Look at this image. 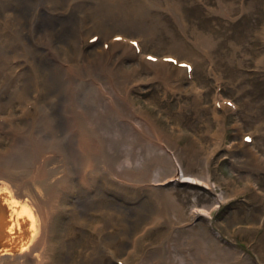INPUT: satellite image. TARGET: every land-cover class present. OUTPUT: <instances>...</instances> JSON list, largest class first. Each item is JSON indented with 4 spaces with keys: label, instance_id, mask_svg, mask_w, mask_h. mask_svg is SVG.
I'll return each instance as SVG.
<instances>
[{
    "label": "rangeland",
    "instance_id": "374dc122",
    "mask_svg": "<svg viewBox=\"0 0 264 264\" xmlns=\"http://www.w3.org/2000/svg\"><path fill=\"white\" fill-rule=\"evenodd\" d=\"M158 1L161 5L154 12L158 17L148 11L145 36L136 34L147 39L141 51L146 62L156 66L161 57L170 54L191 65L187 77H174V87L161 81L169 71L157 72L149 64L145 68L138 60L134 61L140 68L129 69L135 63L130 58L123 62L124 69L119 68L132 77L128 86L122 91L114 80L113 86L106 85L97 77L112 76L115 60L109 54V58L104 55L108 61L102 69L89 73L92 79L82 75L80 82L71 83L66 98L33 99L27 107L26 97L8 100L2 96L6 88L0 92V189L10 192L14 217L26 211L19 202L30 199V194L40 195L42 189L51 197L50 210L39 217L46 219L40 221L32 241V231L27 237V224L21 228L13 216L0 224V251L16 250L18 256L6 261L0 256V264H264V0H172L179 20L165 9L170 0ZM99 3L96 0L95 6ZM0 22V28L18 35L20 43L15 60L12 50L0 61V75L5 78L7 70L20 62L27 70L26 12H14L7 0H0ZM41 27L52 35L49 22ZM0 39L4 40L2 32ZM37 41L45 46L40 36ZM97 49L93 50L97 53ZM22 82L20 74L13 84ZM87 84H94L98 93L92 92L85 100L79 96L78 86ZM125 94L138 110L136 127L143 136L129 122H119L124 113L118 105L117 112L108 111L110 98ZM62 99V107L57 108ZM37 104L54 119L52 123L35 112ZM64 106H69L66 116L72 118L67 123L57 116ZM91 115L97 121L108 116V123L95 126L88 119ZM39 118L43 126L35 123ZM78 132L90 137L85 153ZM244 135L251 140L245 142ZM193 154L202 158L200 166L190 165ZM161 155L169 156L174 167L181 165L188 175L176 172L172 165V172L162 179L156 170L150 176L148 183L153 188L149 189L120 172L123 166L146 170L142 163L154 162ZM103 160L116 184L128 186L112 184L107 174L96 180L87 177L102 170ZM70 177L73 179L66 181ZM14 183H21L27 193ZM89 188L96 194H89ZM158 195L170 198L163 199L165 205L159 200L162 205L155 208L149 200ZM157 208L162 209L163 222L156 223ZM120 209L128 213L126 238L120 232L127 229L115 217L110 219ZM51 214L52 223L48 220ZM150 215L153 217L148 218ZM164 218L170 219L169 225ZM141 224L142 233L136 230ZM173 225L177 230L173 231ZM124 243V253L117 254Z\"/></svg>",
    "mask_w": 264,
    "mask_h": 264
},
{
    "label": "bare ground",
    "instance_id": "6f19581e",
    "mask_svg": "<svg viewBox=\"0 0 264 264\" xmlns=\"http://www.w3.org/2000/svg\"><path fill=\"white\" fill-rule=\"evenodd\" d=\"M7 1H8V8L10 10H12L14 12L20 11V12H22V14H24L26 12V35H27L26 36L27 42H26V48H25L27 50V60H26L27 70L24 71V69H23L24 67H21L22 63L20 61H18V62H20L19 64L14 65L13 67L11 66L12 68L7 70V73L3 76L5 78H2V75H0V92L4 91V88H6L5 91L3 92L4 95H2V94L1 95L4 97L6 96V98L8 100L9 99H15L16 97H18V98L26 97V106L28 107L29 105H31V103L27 104V102L29 100L33 101V99L39 100V101L41 98H42V100H46V99L49 100L48 98H50L49 96H51V95H52L51 99H55V100L60 99V96H61V98H62V96H64L66 98L67 96H65V93L69 92V88H70L71 83L72 82L76 83L77 79L80 82L79 77L82 75H87V78L92 79V77L90 76L89 73L98 72L100 69H102L105 66V63L108 61V59L106 61L104 55L109 58V54L115 60L114 65L112 67V71H111L112 76L108 75L105 78L104 76L101 75L99 77H97V76L96 77H97V79H101L104 83H106V85L108 84L111 86H113L111 84L112 83L111 81L114 80L115 86L119 85L120 87H118V88H121L122 91L124 90L123 87H125L126 84L128 83V81L130 80V78H132L131 76H127L126 75L127 73H125L121 70V69H124V67H125V66H123V62H126L125 61V60H127L126 58H130L133 61L138 60L140 62V64L142 66H144L145 68H146L147 64H149L150 67H152L153 69H156V71L160 72V73H165L166 71L167 72L169 71V75L166 76L161 81L169 84L171 87L175 86L174 84H171V81L178 74L183 75V78L187 77L186 70L183 67H180L178 65V63L185 62L186 60H183V59L179 60L178 59L176 64H174L172 62H168V61H163L164 58L173 57L170 54H166L165 56L161 57V61L157 63L158 65H156L157 66L156 67V66L152 65L151 63L146 62L144 60V58L142 57V56L145 57V55L141 54V51L143 48L142 44L147 42V39L145 40L143 38V36H145V34H144V32H145L144 21L146 20L147 16L149 15L148 11H150L151 16H153V15L157 16L158 15V14L156 15V13H154V12L156 11V9L159 8V5H161L160 1L157 2V0H152V3H151L150 0H129V1L128 0H99L100 3L97 6H95L96 0H94V1L93 0H7ZM4 2H6V1H4ZM167 2H169V0L166 1V3ZM174 4H175L174 1L170 0V3L166 4L165 9L168 10V12L170 14L175 15L176 19L179 20L178 19V11H177V8L175 7ZM152 5L155 7L153 8ZM1 8H3V7H1ZM95 10H96V12H94ZM4 16H6V14ZM4 16H3V18H4ZM22 20H23V18H22ZM46 22H49V25L53 26V29H51L52 35L50 32H45L44 28L41 27V25H43ZM178 22L180 23V21H178ZM0 24H1V22H0ZM22 27H23V24H22ZM38 30H40V31H38ZM54 31H56V32H54ZM1 32H2V34H4V40L0 39V61H3L7 56H10L12 50L14 51L12 54V55H14L12 60H15L16 58H15L14 53L20 49V47H18L20 44L19 43V37H18V35H13V34H9V33L5 32L3 27H2V29L0 28V33ZM126 32L130 33V35H128ZM136 33H140L143 36H137L138 34H136ZM134 35H136V36H134ZM38 36L41 37V40H42L43 44L45 43V46H42L38 43V41H37ZM94 36L97 37L96 41L91 42L90 38H92ZM133 42H137V46H134L132 44ZM140 43H141V45H140ZM65 47L68 49H66ZM94 48H98L96 50L97 53L93 50ZM137 48L139 49L140 53L137 51ZM63 52H64V54H63ZM50 56L52 59L49 58ZM117 57H118V59L116 61ZM134 62L135 63L133 64L132 68H129V69L140 68V64L137 61H134ZM0 66H1V64H0ZM119 68H121V69H119ZM127 68L128 67H126V69ZM15 69H18V71H15ZM23 71H24V75H23ZM20 74L23 78V82L21 85L15 86L13 84L14 79L17 78ZM149 75L151 76V74H149ZM64 76L67 77L66 80H65ZM152 77H151V80H154V79H152ZM94 78H95V76H94ZM82 80H83V78H82ZM127 86H128V84H127ZM78 87L80 89L79 90V96H81L82 99L85 98V100L89 96V94H91L92 92L98 93L97 88L94 86V84H87L86 86L84 85L83 87H80V86H78ZM19 88H21V89L18 90ZM113 89H114V87H113ZM127 90H128V88H127ZM118 91H116V94ZM122 91H121V93H122ZM53 93H56V94L53 95ZM73 93L75 94L74 91H73ZM119 94H120V92H119ZM128 96L127 95L124 97L117 96V98L111 97L110 100L111 99H113V100H112V102H109V104H108V107L110 108L108 111L112 112V108H113V111H114V109H116V112H117V110H118L117 105H118V107H120L119 109H120L121 114L124 113L123 117H121L119 122H122V123L129 122L131 125L134 126L135 129L133 128V130H137L142 135L141 131L139 129H137V127H136V123L139 124V122H140L138 120L139 118L137 119L138 114L136 115L138 110H137L136 106H134L132 104L133 101H130ZM7 99H6V101H7ZM59 101H60L58 103L59 106L57 108H61L63 103H64L63 99L59 100ZM43 106H45V105H43ZM111 106H113V107H111ZM39 107H40V104H37V108H34L35 112H37L39 114H43L39 110ZM68 108H69V106L68 107L64 106L62 109L58 110V114H57L58 120H61V121H64L65 123H67L68 119H72L71 117L66 116V113L70 112V111L67 112ZM49 109H50V107H49ZM26 110H27V108H26ZM72 111H74V110H72ZM46 112L47 111H45V114H43V115L47 116L45 119H47L50 123H52V121L54 119L52 120L50 117H48ZM102 115H104V114H102ZM131 116H133L132 119H130ZM102 117H103V119L100 121H97L96 117L92 116V115L88 119L94 121V123L93 122L92 123L95 126L96 125L97 126H105L108 123L107 120H109V118H108V116L107 117L105 116V118H104V116H102ZM128 117H130V118H128ZM40 120H41L40 118L37 119L35 123H37L40 126H43L44 122L41 124ZM39 121H40V123H39ZM68 127H69V125H68ZM45 128H46V126H45ZM145 128L150 131V126H145L143 129H145ZM83 129H86V128L83 126ZM30 130H31V128H30ZM78 134H79V132H78ZM81 134L83 136L82 140H81V150L83 153H85L86 141L89 140L90 137H88L85 134H83L82 132H80L79 135H81ZM23 136H25V134L21 135V137H23ZM168 157H166V156L163 157L161 155V159H156L154 162H152L151 159L147 160L145 163H142V165H144L146 170L141 169V170L137 171V170H135L136 168H128L127 166H123V169L120 172L122 173V175H127V176H130L132 178H137V180H133V181H138V183L141 185L140 187H145V188L149 187L148 182L151 180L150 176H152L153 173L156 172V170H159L158 175L163 176L162 179H164L169 175V172H172V165H173V170L175 169V170H177L176 172H180L181 175L185 176L186 173H184V170L180 167L181 165L174 167L175 164H173L170 157L169 158ZM86 158L87 157L85 155V159ZM111 158H113V156ZM112 160L114 162H117L118 159H112ZM253 160H255V159H253ZM189 162H190L191 166H200L203 163L202 158L197 156V154H193L192 157L189 159ZM108 163H109V161H108ZM104 164H106V163L103 160L102 170L101 171L99 170L98 174H95L94 176H87V177L90 178L91 180H96L100 177V175L107 174V175H109V178L112 181L111 182L112 184H114L116 186H121V187L128 186L126 184L125 185L124 184L123 185H121V184L117 185L116 182L114 181V179L110 176L111 172L107 173V168H110V167L107 166V164H106L107 167L104 168ZM117 164L115 163V165H117ZM115 165H113V167ZM98 167L100 168V166H98ZM112 169L115 172V174H119L118 170H116L114 168H112ZM146 173H151V175H147ZM186 175H188V174H186ZM194 178H197V177L195 176ZM72 179L73 178L70 177V179H68V180L66 179V181H70ZM162 179H158V180H162ZM42 181H45V180H42ZM13 185L23 189L21 183H17V184L14 183ZM152 186H150L149 189L153 188ZM31 187L34 188L33 186H31ZM62 187L66 188V185H63ZM34 189H36V188H34ZM146 190H148V189H146ZM22 191L27 193V190L25 191V189H23ZM40 191H38L40 193V195H37L36 192H35L36 195H33L36 199L34 197H32V195L30 194V199H28V200L23 199V201H20L19 203H21V206L24 207L26 209V211L25 212H19L21 217L20 216L14 217L16 215V213L13 209V206H10V204H9V201L12 204L11 199L9 198L11 196L10 192H8V190H6L5 188H4V190L0 189V194H2V195H0L1 196L0 199L3 198V200H4V202L2 201V205H0V224L1 223L5 224V222L8 220H11V217L13 216L14 219H16L19 222L21 228L27 224V237H28L29 232L32 231L33 232V238L30 237L31 241H32L34 239V237L36 236L37 231H39V227L41 225L40 221L46 219L44 216L42 218H39V217L42 215L43 212L50 210V204L48 201V198L51 200V197L49 196L50 192H48L46 190L42 191V189ZM92 193L96 194L95 190L93 191L92 189L89 188V194H92ZM134 197L138 198L139 196L136 195ZM157 198L158 199H152V198H151V200L148 199L149 201H151V204L155 208L160 207V205H162L161 203H159V200L162 201L165 205V202L163 201V199L168 200L170 197L168 198L167 196H165V198H163L162 195H158ZM171 200H172V202H174V200L172 198H171ZM39 202H43L44 205L41 206ZM15 203L16 202H14V204ZM116 211H121V212H116ZM116 211H114V212L117 214H115L113 212L111 213L112 215L110 216V219L115 217V219L118 220V222L123 225L122 228L127 229V230H122V233H121L120 232L121 228L118 227V232H120V236L123 238H126L127 236L124 234H129V231H130V228H129L130 224L129 225L127 224L128 213L125 212V210H121V209L116 210ZM156 211L158 213L157 214L158 218L156 217L157 218L156 223H158L159 220H161L163 222V220L161 219L162 218V214H161L162 209L157 208ZM166 216L171 218V216H169L168 212H167ZM151 217H153V215H150L148 218H151ZM169 218H164V223L166 222L167 225L170 224ZM50 219H51L50 223H52L53 219H55V218H53V214H51L48 217V220H50ZM156 223H155V225H156ZM147 224L148 223H144V225H147ZM175 224H177V223H175ZM141 225L139 227H137L136 230H140V232H141L144 228V226L143 225L141 226ZM49 226H51V225L49 224ZM2 228H3V226H2ZM173 228H175V229H173V231L177 230V228L175 226ZM108 232H110L109 229H108ZM143 232H145V231H143ZM100 234L101 233H99V235ZM106 235L109 236L110 234H106ZM7 236H9V235H7ZM132 236H133V234H132ZM108 238H110V236ZM45 239H47V238L45 237ZM102 242H104V241H102ZM125 246H126L125 243L122 244L119 247V250L118 249H117V251L115 250L116 253L117 252H118L117 254L124 253L122 251H123V248ZM98 249L100 252L102 250L104 251L103 247H101V248L98 247ZM3 252L4 251H0V256L3 259L6 257L4 259V261H6L9 258V256L13 260L18 258L16 251L15 252H13V251L12 252H10V251L6 252L5 251L6 253H3ZM39 255H41V254H39ZM17 262H19V261H17ZM111 263L114 264V261H112Z\"/></svg>",
    "mask_w": 264,
    "mask_h": 264
},
{
    "label": "water",
    "instance_id": "95a60500",
    "mask_svg": "<svg viewBox=\"0 0 264 264\" xmlns=\"http://www.w3.org/2000/svg\"><path fill=\"white\" fill-rule=\"evenodd\" d=\"M16 251V250H15Z\"/></svg>",
    "mask_w": 264,
    "mask_h": 264
}]
</instances>
